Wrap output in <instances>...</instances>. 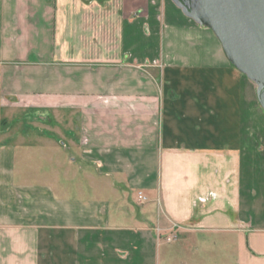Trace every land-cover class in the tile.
Wrapping results in <instances>:
<instances>
[{"label":"crops","instance_id":"0c3cea01","mask_svg":"<svg viewBox=\"0 0 264 264\" xmlns=\"http://www.w3.org/2000/svg\"><path fill=\"white\" fill-rule=\"evenodd\" d=\"M256 89L173 0H0V264H264Z\"/></svg>","mask_w":264,"mask_h":264},{"label":"water","instance_id":"95a60500","mask_svg":"<svg viewBox=\"0 0 264 264\" xmlns=\"http://www.w3.org/2000/svg\"><path fill=\"white\" fill-rule=\"evenodd\" d=\"M189 18L210 28L231 64L257 86L264 110V0H173Z\"/></svg>","mask_w":264,"mask_h":264},{"label":"rangeland","instance_id":"374dc122","mask_svg":"<svg viewBox=\"0 0 264 264\" xmlns=\"http://www.w3.org/2000/svg\"><path fill=\"white\" fill-rule=\"evenodd\" d=\"M181 11H182V10H181ZM35 120H36V119H35ZM33 123H34V124H38V123H39V124H42V123H40V122H36V121H34V120H28V121H27V124H33ZM40 163H41V164H40L41 166H44V167H47V166H48V165H47V162L44 161L43 159L40 160ZM40 176H41V175H40ZM62 182H63V181H62ZM84 183H85V182H84ZM71 186H72V188H71V192H69V194L77 193V191H76L77 189L74 188V185L71 184Z\"/></svg>","mask_w":264,"mask_h":264},{"label":"built area","instance_id":"2783aa9c","mask_svg":"<svg viewBox=\"0 0 264 264\" xmlns=\"http://www.w3.org/2000/svg\"><path fill=\"white\" fill-rule=\"evenodd\" d=\"M140 199H142V200H146V197L145 196H143V194L142 193H139V196H138Z\"/></svg>","mask_w":264,"mask_h":264},{"label":"trees","instance_id":"16d2710c","mask_svg":"<svg viewBox=\"0 0 264 264\" xmlns=\"http://www.w3.org/2000/svg\"><path fill=\"white\" fill-rule=\"evenodd\" d=\"M4 123L2 120H1V124Z\"/></svg>","mask_w":264,"mask_h":264}]
</instances>
